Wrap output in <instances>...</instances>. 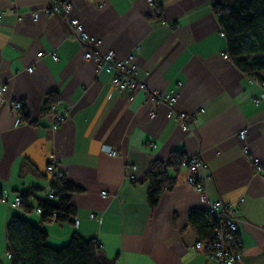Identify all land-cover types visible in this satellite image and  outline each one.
I'll list each match as a JSON object with an SVG mask.
<instances>
[{
	"label": "crops",
	"instance_id": "obj_1",
	"mask_svg": "<svg viewBox=\"0 0 264 264\" xmlns=\"http://www.w3.org/2000/svg\"><path fill=\"white\" fill-rule=\"evenodd\" d=\"M64 1L90 38L100 41V52L113 50L119 59L135 54L137 79L176 92L175 108L190 115L194 129L183 132L141 92L130 100L116 91L107 72L82 59L64 19L45 13L53 0H0V264L11 261L6 229L15 215L40 226L53 248L74 233L95 240L111 264H214L194 248L199 237L188 213L204 205L185 170L169 168L172 188L154 208L147 204L148 183L141 179L149 164L167 161L178 149L200 154L208 164L210 197L235 207L239 264H264V179L244 152L264 165V101L253 104L262 87L224 58L227 41L212 0ZM50 99H60L68 116L57 130L47 111ZM13 101L23 106L25 123L17 127ZM103 145L117 156L102 152ZM59 175L79 190L69 196L77 226L72 219L41 223L34 210L40 201H55L47 195ZM21 192L33 193L27 214L9 205Z\"/></svg>",
	"mask_w": 264,
	"mask_h": 264
},
{
	"label": "trees",
	"instance_id": "obj_2",
	"mask_svg": "<svg viewBox=\"0 0 264 264\" xmlns=\"http://www.w3.org/2000/svg\"><path fill=\"white\" fill-rule=\"evenodd\" d=\"M212 9L218 16L219 24L227 41V56L244 73L264 85L260 72L264 71V0H212ZM48 100V106L53 103ZM182 155L172 152L163 162H151L141 179L148 183L147 204L154 208L161 194L172 188L174 179L167 170H178ZM79 191L71 184L61 181L52 188L55 201H40L42 210L40 222L45 223L57 213L55 222L71 221L75 212L69 205V196ZM21 208L30 212L29 198L32 192H21ZM1 196V188H0ZM203 210L188 213V224L196 232L200 241L212 239L213 229L205 223ZM7 252L11 255L10 264H111L103 256L98 243L74 233L67 244L53 248L47 243V233L37 224L20 216H13L6 229Z\"/></svg>",
	"mask_w": 264,
	"mask_h": 264
},
{
	"label": "built area",
	"instance_id": "obj_3",
	"mask_svg": "<svg viewBox=\"0 0 264 264\" xmlns=\"http://www.w3.org/2000/svg\"><path fill=\"white\" fill-rule=\"evenodd\" d=\"M12 2L13 0H6ZM94 1V0H84ZM152 3L153 0H148ZM98 6L101 4L98 2ZM71 5L64 0H53V2L45 9L47 15L58 16L64 19L68 33L75 40V42L81 47L82 59L85 61H91L95 63L100 69L104 70L111 76V85L116 91L127 93L130 100L133 99V95L136 92H141L144 96V100L147 103L163 106L166 111V118L173 119L178 122L183 132H193L192 119L189 114L180 111L175 108L177 103V93L174 91L165 92L160 89H152L148 85L137 79L135 54H129L126 57L119 59L116 57L113 50H107L100 52L98 46L100 41L90 38L85 31L83 25L77 18L72 17ZM12 12V11H11ZM220 16V14H216ZM3 17V13L0 12V20ZM38 17L34 14V19ZM221 35H225L224 32ZM140 50V47H136L135 53ZM40 58L43 53H38ZM53 61H57L56 54L50 55ZM224 55V58H227ZM32 69L29 68L28 71ZM250 83H256L262 87V92L253 99V104L258 106L264 101V85L257 79L251 78ZM3 87H0V103L3 100ZM62 101L59 99L48 106L47 111L53 118L52 129L57 130L62 123H64L68 116L61 109ZM22 103L19 101H13L10 103V109L15 114L13 126L17 127L24 124L23 121V108ZM154 115L151 114L152 118ZM246 131L243 130L239 133L241 139L245 138ZM102 152L106 153L109 157H116L117 151L108 145L102 146ZM177 152L182 155L180 161V168L188 173L186 183L190 186L199 197V201L204 205L203 211L205 212V223L208 227L213 229L212 239L206 241H200L197 239L194 248L198 252L204 253L214 264H239L242 259L241 243L239 240V219L235 216V207H227L220 200L212 199L209 195L208 181L209 177L206 174L208 170V164L203 161L200 154L185 155L184 150L178 149ZM246 155H249V161L253 167L255 174L262 176L264 179V165L257 158L249 154L247 148L244 149ZM49 166H47V172H53L55 159L50 160ZM58 179H63L58 176ZM130 179L134 180L135 175H130ZM102 197H106L107 193L104 191L101 193ZM47 198L52 200L53 193L50 192ZM22 198L20 195H16L10 202V207L15 210L21 209ZM39 215L42 210L36 206L34 209ZM59 214L55 213L53 218L49 221H55ZM91 219H100L95 214L90 215ZM72 220L77 226L78 222L73 217ZM98 247L101 249V245L98 243ZM7 258L10 259L11 255L7 252Z\"/></svg>",
	"mask_w": 264,
	"mask_h": 264
}]
</instances>
